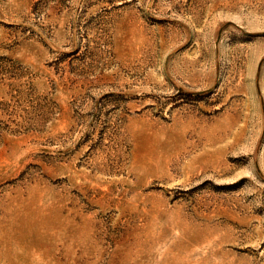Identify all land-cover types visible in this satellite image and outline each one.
<instances>
[{
  "label": "rangeland",
  "instance_id": "374dc122",
  "mask_svg": "<svg viewBox=\"0 0 264 264\" xmlns=\"http://www.w3.org/2000/svg\"><path fill=\"white\" fill-rule=\"evenodd\" d=\"M0 264H264V0H0Z\"/></svg>",
  "mask_w": 264,
  "mask_h": 264
}]
</instances>
